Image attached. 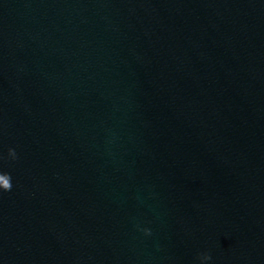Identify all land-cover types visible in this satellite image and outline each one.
Returning <instances> with one entry per match:
<instances>
[{
	"label": "water",
	"instance_id": "water-1",
	"mask_svg": "<svg viewBox=\"0 0 264 264\" xmlns=\"http://www.w3.org/2000/svg\"><path fill=\"white\" fill-rule=\"evenodd\" d=\"M0 264H264V0H0Z\"/></svg>",
	"mask_w": 264,
	"mask_h": 264
},
{
	"label": "clouds",
	"instance_id": "clouds-1",
	"mask_svg": "<svg viewBox=\"0 0 264 264\" xmlns=\"http://www.w3.org/2000/svg\"><path fill=\"white\" fill-rule=\"evenodd\" d=\"M211 257L210 256H206L205 259H210Z\"/></svg>",
	"mask_w": 264,
	"mask_h": 264
}]
</instances>
